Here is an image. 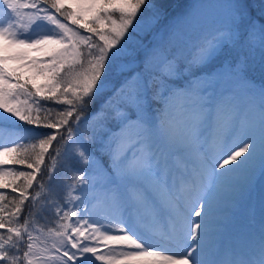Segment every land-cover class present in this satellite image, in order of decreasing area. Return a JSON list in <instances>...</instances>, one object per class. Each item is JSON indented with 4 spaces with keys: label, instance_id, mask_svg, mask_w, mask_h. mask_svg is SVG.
Masks as SVG:
<instances>
[{
    "label": "snow or ice",
    "instance_id": "obj_1",
    "mask_svg": "<svg viewBox=\"0 0 264 264\" xmlns=\"http://www.w3.org/2000/svg\"><path fill=\"white\" fill-rule=\"evenodd\" d=\"M171 8L0 0V264H264V0Z\"/></svg>",
    "mask_w": 264,
    "mask_h": 264
},
{
    "label": "rangeland",
    "instance_id": "obj_2",
    "mask_svg": "<svg viewBox=\"0 0 264 264\" xmlns=\"http://www.w3.org/2000/svg\"><path fill=\"white\" fill-rule=\"evenodd\" d=\"M216 2H222V0H203L201 3L203 4H211V3H216ZM25 129H30V128H25ZM30 133H28L27 131L23 132L21 135H28ZM16 139V137L12 134H7V133H0V143L3 142V140H6L7 142L9 141H14ZM18 170H26V169H18ZM254 207H255V219L257 221V226H258V221L260 219V205H259V189L257 191V195L255 200L253 201ZM104 215V211L103 208L100 207L97 209L96 212V216L98 218H102ZM239 223L241 225H247V219L246 218H242ZM106 250L103 249V246H101V252L102 254L105 252ZM117 251H120V249H117Z\"/></svg>",
    "mask_w": 264,
    "mask_h": 264
},
{
    "label": "trees",
    "instance_id": "obj_3",
    "mask_svg": "<svg viewBox=\"0 0 264 264\" xmlns=\"http://www.w3.org/2000/svg\"><path fill=\"white\" fill-rule=\"evenodd\" d=\"M203 0H169V3L172 5L171 11H173V13H179L181 12L187 5H190L194 2H199L201 3ZM219 3V2H216ZM256 79L259 80V77L256 76ZM17 127L21 128V129H25V128H32L31 125H25L23 122H18ZM37 131H42V130H37ZM0 133H7V134H12L9 130H8V126L5 125L3 127H0ZM22 134V133H19ZM30 135V134H28ZM32 141H25V143H30ZM2 143H5L6 146H11L10 143H8L6 140H3Z\"/></svg>",
    "mask_w": 264,
    "mask_h": 264
},
{
    "label": "bare ground",
    "instance_id": "obj_4",
    "mask_svg": "<svg viewBox=\"0 0 264 264\" xmlns=\"http://www.w3.org/2000/svg\"><path fill=\"white\" fill-rule=\"evenodd\" d=\"M169 254H171V253H169Z\"/></svg>",
    "mask_w": 264,
    "mask_h": 264
}]
</instances>
